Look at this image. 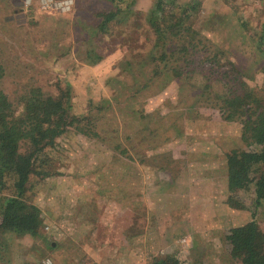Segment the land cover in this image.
Returning a JSON list of instances; mask_svg holds the SVG:
<instances>
[{"label": "rangeland", "instance_id": "1", "mask_svg": "<svg viewBox=\"0 0 264 264\" xmlns=\"http://www.w3.org/2000/svg\"><path fill=\"white\" fill-rule=\"evenodd\" d=\"M195 2L189 21L203 42L174 54V41L168 42L165 66L148 60L160 51L149 22L155 0H121L129 8L106 33L97 28V12L112 8L110 0H0L2 85L15 106L21 108L31 86L54 94L68 87L71 110L101 116L103 136L72 128L59 137L64 161L31 193L46 217V239L11 235L0 264H46L47 258L51 264H152L161 257L240 264L228 249L230 228L256 218L264 234V208L253 216L249 192L228 199L225 169L228 151L253 147L246 123L264 109V95L233 113L218 104L223 81L203 78L210 69L212 77L223 74L233 62L248 83L264 84V0L177 3ZM214 53L225 66L199 61ZM187 58L193 59L185 71L190 77L174 75L172 68L186 66ZM158 65L160 76L152 69ZM97 104L106 108L97 112Z\"/></svg>", "mask_w": 264, "mask_h": 264}, {"label": "trees", "instance_id": "2", "mask_svg": "<svg viewBox=\"0 0 264 264\" xmlns=\"http://www.w3.org/2000/svg\"><path fill=\"white\" fill-rule=\"evenodd\" d=\"M110 1L113 3L112 8L97 12L102 18L97 28L103 33L107 32L112 22L117 24L122 20L120 13L130 5L127 3L123 6L121 0ZM177 2L178 0H155L154 10L149 15L151 28L156 35L155 48L160 50L156 54L151 53L148 58L154 65L160 62L167 65L166 48L170 41H174L171 46L172 54L191 53L203 42V34L189 21L190 9H195L198 3L179 5ZM183 55L179 54L178 58ZM96 57L102 58L98 54ZM192 61V58H187L184 59L186 66H174V75L190 77L185 71ZM199 61L216 64V69L226 64L223 57H218V53L203 55ZM230 64L232 67L224 70L223 74L221 72L212 77L209 73L215 70L210 69L209 72H204L203 78H208V82L212 79L223 81L227 89L225 95H216L217 99L222 101L218 104L221 108H228L237 113L243 111L252 101H262L260 96L264 93L260 92L264 89V84L256 86L248 83L237 64ZM159 65L152 67L154 75L162 74L158 69ZM144 67L143 63L140 68ZM261 71L264 77V66ZM5 75L6 67L0 60V262L11 250V235L19 239L27 235L42 236L46 239L41 231L46 217L40 205L31 199V193H34L38 179L44 180L45 177L53 175V169L63 163L65 157L59 148V137L73 128L77 133L91 138H103L101 131L97 129L101 116L92 112L75 113L71 110L70 88L67 87V91L63 89L60 94H54L45 92L41 86H31L21 95V108L18 109L3 88ZM146 86L147 83H144L141 88ZM96 107L97 112L106 108L102 104H97ZM255 111L257 116L252 120L248 119L246 123L247 129L251 130L253 147L232 148L226 153L225 162L230 194L228 199H240L243 196L236 198L240 192H249L248 206L254 217L260 208H264V109ZM145 116L142 112L140 118ZM113 147L132 158L129 149L122 143L115 142ZM131 165L129 163L128 167L131 168ZM235 203L239 207H245V203ZM263 242L264 234L260 232L256 218L243 225L231 227L227 233L228 249L233 257L241 261L240 264H264ZM46 245L52 249L56 248L50 240H47ZM152 264L183 263L177 259L161 257L154 259ZM199 264H202V261H199Z\"/></svg>", "mask_w": 264, "mask_h": 264}, {"label": "built area", "instance_id": "3", "mask_svg": "<svg viewBox=\"0 0 264 264\" xmlns=\"http://www.w3.org/2000/svg\"><path fill=\"white\" fill-rule=\"evenodd\" d=\"M45 263H46V264H51V259H50V258H47V259L45 260Z\"/></svg>", "mask_w": 264, "mask_h": 264}]
</instances>
